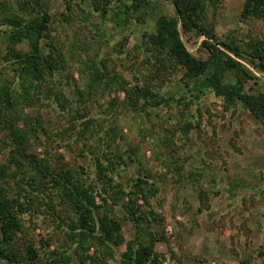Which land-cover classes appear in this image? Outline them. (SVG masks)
I'll use <instances>...</instances> for the list:
<instances>
[{
    "label": "rangeland",
    "instance_id": "rangeland-1",
    "mask_svg": "<svg viewBox=\"0 0 264 264\" xmlns=\"http://www.w3.org/2000/svg\"><path fill=\"white\" fill-rule=\"evenodd\" d=\"M154 2L155 16L144 22L131 19L120 26L111 17V7L132 4V0H116L105 16L95 9L92 0H0V69L4 74L9 79L13 75L5 58L10 34H15L16 28L43 21L44 15L48 16L52 46L43 42V51L56 56L62 67L39 101L22 104L21 111L29 118L23 117L17 124L24 128L26 121L41 115L50 136L40 130L28 150L56 170L78 171L95 191H101L102 186L95 158L100 150H107L101 138L117 144L124 161L120 159L116 173L108 171L110 179L105 183L110 192H102L114 206L124 241L113 246L109 264H119L128 242L140 232L124 206L139 176L152 188L148 202L142 193L138 202L147 212H155L156 219L151 214L147 226L157 237L154 248L158 264H264L262 122L239 103L227 105L211 90L191 100L190 92L181 89L176 78L166 80L158 96L142 101L138 109L129 105L122 89L140 83L146 71L148 60L140 45L142 33L151 31L159 13H175L172 0ZM244 3H211L206 12L209 25L220 38L233 33L243 39L264 41V17L245 15ZM182 36L195 55H206L204 35L183 31ZM17 48L28 50V41L18 43ZM95 65L100 74L94 73ZM150 71L159 77L169 74L165 68L151 64ZM257 75L264 85V73ZM60 84L66 104H72L79 113L55 103ZM73 115L76 123L90 118L95 121L91 138L80 139L77 131L71 136L67 129ZM0 144L4 150L0 161H4L10 147L5 150ZM52 184L35 191L38 197L33 209L21 214L22 254L26 253L25 244L32 241L39 252L38 264L58 259L54 251H59V256L67 253V264H94L90 256L100 255L101 245L92 238L81 243L79 226L74 229V237L70 235V223L73 220L79 224L78 218ZM119 189L124 193H116ZM97 200L102 202L100 197ZM2 262L24 264L29 260L24 256L19 263L6 259Z\"/></svg>",
    "mask_w": 264,
    "mask_h": 264
},
{
    "label": "trees",
    "instance_id": "trees-1",
    "mask_svg": "<svg viewBox=\"0 0 264 264\" xmlns=\"http://www.w3.org/2000/svg\"><path fill=\"white\" fill-rule=\"evenodd\" d=\"M92 1L95 9L104 16L109 11L108 7L116 2ZM218 1L172 0L175 13H159L151 31L142 33L140 45L144 58L148 60L143 59L144 62L147 61L146 71H143L140 83L130 87L122 86L132 108L138 109L142 101H149L155 97L153 95L158 96L160 87L166 80L176 78L181 89L190 92L191 100L199 99L207 90H211L229 106L241 104L264 125V85L259 83L257 75V72L264 73V41L260 38L243 39L233 33L220 38L214 26L209 25L206 14L211 3L217 4ZM155 3L154 0H132V4L111 7V17L120 26H126L131 19L144 22L155 16ZM244 14L264 17V0H245ZM47 17L44 15L41 22L14 29L17 31L10 34L5 53L7 64L13 72L12 77L9 79L0 69V134H4V138L0 137V143L2 142L5 150L10 147L5 160L0 161V264L4 263L2 259L19 263L24 256L29 260V263L24 264H38L39 252L32 241L25 244L26 253L22 254L19 233L24 231L21 214L33 209V201L38 197L35 191L48 188L46 183H53V187L58 190L56 194L63 202L66 201L69 210L78 218L79 224L73 220L70 223V235L74 237V229L79 226L81 243L92 238L102 247L100 255L90 256L91 261L94 264H109L113 246H119L124 241L120 232L121 222L114 215V206L102 192H110L106 184L110 179L108 171L116 173L120 159L124 161L117 144L101 138L107 150H100V155L95 158L96 172L102 182L101 191H95L94 186L87 185L81 179L78 171L56 170L51 163L28 150L32 139H38L40 130L50 136L41 115L26 121L24 128L17 124L19 119L29 118L22 113V104L39 101L46 85L55 80L62 68L56 56L43 51V42L52 46ZM183 31H195L197 35L205 36L202 43L205 56H197L187 47ZM25 40L28 41L29 49H18L17 44ZM150 64L158 69L165 68L169 74L159 77L157 73L150 71ZM94 71L95 74H100V69L95 68ZM179 93H182L181 90ZM55 103L62 109L74 108L76 111L72 104H66L61 84L60 90L56 92ZM76 112L80 111L77 109ZM72 117L73 121L67 129L71 136L75 131L80 139L83 136L89 139L90 135L95 134L93 119H87L81 124L75 122L74 115ZM90 140L93 142V139ZM2 151L4 150L0 144V153ZM12 179L15 180L14 184ZM148 183V180L139 176L127 194L129 199L124 206L140 232L134 241L128 242L119 264L159 263V255L154 248L157 237L147 226L151 221V214L156 219L155 212H147L138 202L139 193L148 202L152 189ZM121 192L124 193L119 189L116 193ZM98 197L102 202H98ZM53 254L58 255V259L48 264L68 263L67 253L59 256L60 252L54 251Z\"/></svg>",
    "mask_w": 264,
    "mask_h": 264
}]
</instances>
